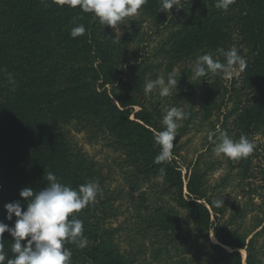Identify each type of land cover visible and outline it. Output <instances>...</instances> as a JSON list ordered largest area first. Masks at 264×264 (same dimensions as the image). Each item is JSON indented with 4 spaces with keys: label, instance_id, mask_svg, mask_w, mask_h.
Wrapping results in <instances>:
<instances>
[{
    "label": "trees",
    "instance_id": "1",
    "mask_svg": "<svg viewBox=\"0 0 264 264\" xmlns=\"http://www.w3.org/2000/svg\"><path fill=\"white\" fill-rule=\"evenodd\" d=\"M178 2L159 48L166 73L205 52L225 62L217 50L236 47L247 66L223 87L233 105L218 128L213 124V139L220 131L233 139L264 137V0H235L227 11L216 8L217 0ZM142 9L164 20L168 12L161 11V0H147ZM78 25L85 32L73 38L71 30ZM132 49L127 34L119 36L69 0H0V221L14 225L16 217L7 220L4 205L19 201L26 210L20 191L46 187L48 172L74 188L98 180L102 197L76 214L84 221L88 247L66 245L72 264H135L119 245L118 228L109 225L115 197L98 162L72 142L73 130L119 152L134 189L150 184L154 203L143 235L154 239L153 259L159 264H196V254L203 264H264V167L254 163L264 144L254 141L251 156L223 162L215 158L210 140L194 163L183 164L177 146L181 130L171 159L156 163L155 136L165 127L166 112L158 93L144 92L146 78L154 80L153 65ZM220 78L209 73L201 82L202 118L223 112L217 102ZM189 111L190 118L197 114ZM224 165L235 172L227 170L212 183L211 176ZM218 199L220 207L213 203ZM181 211L188 216L184 226ZM3 237L10 259L13 238L8 232Z\"/></svg>",
    "mask_w": 264,
    "mask_h": 264
},
{
    "label": "clouds",
    "instance_id": "2",
    "mask_svg": "<svg viewBox=\"0 0 264 264\" xmlns=\"http://www.w3.org/2000/svg\"><path fill=\"white\" fill-rule=\"evenodd\" d=\"M43 2V0H42ZM61 3L64 0H60ZM72 7L79 5L84 12L92 13L102 25L116 29L124 24L128 17L138 14L147 0H69ZM178 0H161V11L170 10ZM235 0H217L216 8L227 11ZM85 27L78 25L71 30L73 38L83 35ZM225 57L220 62L212 53L205 52L197 55L192 65L193 81L207 77L209 73L219 74L224 79L231 80L238 77L246 68V60L239 54L236 47L228 50H217ZM181 75V74H180ZM180 77V76H179ZM179 77L175 72H168L156 79L146 78L144 92L146 95L157 93L160 97H168L177 91ZM9 83L15 88V81L9 73ZM198 84V83H196ZM174 90H176L174 92ZM189 114L173 106L163 116L164 129L155 136L160 152L156 156V163L167 162L172 157L174 140L178 136V121L186 119ZM210 134L209 139L214 143L217 155H224L232 160L246 159L256 150V143L245 135L233 139L226 132L220 131L218 142ZM164 174V169H161ZM47 186L39 191L25 187L20 196L27 198L26 210H22L19 201L4 205L7 216L11 221L13 214L16 219L13 226L0 221V264H72V250L67 244H75L79 249L88 247V238L84 234V221L76 214L89 205L95 204L98 195L102 197L103 189L98 180H90L77 188L62 182L56 174L48 172ZM215 206L223 205V200H214ZM5 232L13 238L11 252L13 257L8 259L5 251Z\"/></svg>",
    "mask_w": 264,
    "mask_h": 264
},
{
    "label": "rangeland",
    "instance_id": "3",
    "mask_svg": "<svg viewBox=\"0 0 264 264\" xmlns=\"http://www.w3.org/2000/svg\"><path fill=\"white\" fill-rule=\"evenodd\" d=\"M179 6V2L177 3ZM175 9H171L167 12L166 18H155L149 16L142 8L137 15L128 17L125 19L124 24L119 25L115 30L119 36L127 34L132 38V52L140 53L143 58H148L146 61L153 65L152 74L154 79L160 75L166 77V66L162 62L161 53L159 52L160 44L166 36L167 29L165 25L169 22V16H173ZM179 10V9H178ZM139 50V51H138ZM192 62H182L177 66L173 67L170 72H175L179 77L177 91L175 94L168 97H162V106L164 112L170 107H177L184 112H191L197 114L187 116L186 119L178 121V134L183 130L182 135L177 140L179 158L183 164H192L195 162L197 156L207 149L210 141L209 135L213 134L212 126L216 125L219 127L223 121L224 112H227L233 105L229 93H225L223 87L230 85L228 79L220 78L221 94L219 95L217 102L221 104L222 113L215 112L214 115L205 119L198 114L199 107V91L202 89L201 82L208 81V79L202 78L201 81L196 80L192 83ZM181 74V75H180ZM212 77V76H210ZM211 78L209 79V81ZM198 83V84H196ZM203 85V89H204ZM158 93V92H157ZM234 101V100H233ZM136 110L139 108L136 107ZM228 122H230L228 120ZM227 126H230L229 123ZM219 130V129H217ZM70 137L72 142L81 148L90 158L98 162L101 167L104 179L105 187L110 190L111 195L115 197V216L109 219V225L114 228H118L116 235L120 247L131 254L135 259V264H159L153 259L154 246L151 242L154 241L151 234L147 236L143 235V231L146 226V218L150 206L154 203V193L148 183H143L140 187L135 189L130 184L126 177L124 165L122 163V156L119 152H115L111 148L107 147L103 141H89L85 133H78L73 130L70 131ZM218 137L215 140L218 142ZM254 141L260 139L264 144V137L255 134L253 137ZM261 143V144H262ZM214 146H212L214 150ZM259 149V159H254L255 164H260L264 167V145L263 148ZM215 158L225 162L226 156L217 155L214 151ZM229 167H225L217 170L210 178L212 183L216 182ZM184 180L186 181V169H183ZM235 172V171H233ZM235 186V184H233ZM259 202V199H254ZM182 225L184 226V220H188L186 213L181 211ZM252 223H248L247 230L250 229ZM213 235H211L212 239ZM214 238V237H213ZM213 241V239H212ZM215 242V241H214ZM242 252V251H241ZM243 257H245L242 253ZM196 264H203V257L200 254H196ZM200 258V259H199ZM202 258V259H201ZM264 261V255L261 256Z\"/></svg>",
    "mask_w": 264,
    "mask_h": 264
},
{
    "label": "bare ground",
    "instance_id": "4",
    "mask_svg": "<svg viewBox=\"0 0 264 264\" xmlns=\"http://www.w3.org/2000/svg\"><path fill=\"white\" fill-rule=\"evenodd\" d=\"M213 241H216L213 237H212ZM242 253L244 254V251L242 250Z\"/></svg>",
    "mask_w": 264,
    "mask_h": 264
}]
</instances>
